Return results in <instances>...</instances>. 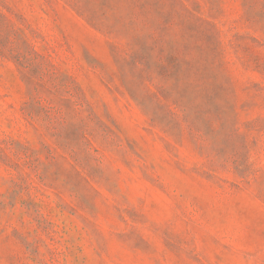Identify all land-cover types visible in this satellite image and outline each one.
<instances>
[{
	"label": "rangeland",
	"instance_id": "obj_1",
	"mask_svg": "<svg viewBox=\"0 0 264 264\" xmlns=\"http://www.w3.org/2000/svg\"><path fill=\"white\" fill-rule=\"evenodd\" d=\"M0 264H264V0H0Z\"/></svg>",
	"mask_w": 264,
	"mask_h": 264
}]
</instances>
